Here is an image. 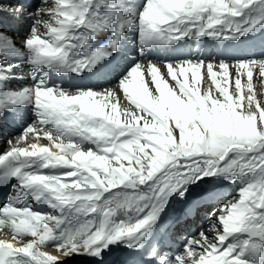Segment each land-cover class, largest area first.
<instances>
[{"label":"snow or ice","instance_id":"1","mask_svg":"<svg viewBox=\"0 0 264 264\" xmlns=\"http://www.w3.org/2000/svg\"><path fill=\"white\" fill-rule=\"evenodd\" d=\"M4 13L32 22L19 43L0 31V121L22 129L0 152V264H103L117 246L125 264H264V55L229 47L264 39V0H0ZM213 41L227 59L201 50ZM128 45L139 58L114 83L70 75ZM175 197L207 208L210 230L173 248L157 237Z\"/></svg>","mask_w":264,"mask_h":264},{"label":"bare ground","instance_id":"2","mask_svg":"<svg viewBox=\"0 0 264 264\" xmlns=\"http://www.w3.org/2000/svg\"><path fill=\"white\" fill-rule=\"evenodd\" d=\"M22 18H25V19H26V18H27V16L25 15V16H24V17H22ZM25 26H28V25H27V24H25ZM9 137H13V136H7V137H6V140H7ZM203 189H206V187H202V190H203ZM204 210H207V211H208V209H207V208H205ZM201 211H202V210H198V211H196V212H201ZM197 214H198V213H197ZM208 224H209V223H208ZM206 227H207V226H206ZM204 229H205V228H204ZM209 230H210L209 228H206V229H205V231H206V232H207V231H209ZM1 238H4V237H1ZM49 250H50V249H49ZM73 261H75V262H78V263H79V262L83 261V259H80V260H78V261H76L75 259H73Z\"/></svg>","mask_w":264,"mask_h":264},{"label":"rangeland","instance_id":"3","mask_svg":"<svg viewBox=\"0 0 264 264\" xmlns=\"http://www.w3.org/2000/svg\"><path fill=\"white\" fill-rule=\"evenodd\" d=\"M13 5H15L14 3H12ZM208 224V223H207Z\"/></svg>","mask_w":264,"mask_h":264}]
</instances>
